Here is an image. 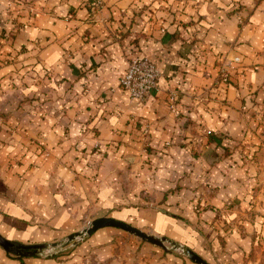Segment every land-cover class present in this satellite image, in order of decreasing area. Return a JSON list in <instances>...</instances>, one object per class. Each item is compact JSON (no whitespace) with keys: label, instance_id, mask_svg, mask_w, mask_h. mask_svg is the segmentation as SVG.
<instances>
[{"label":"crops","instance_id":"obj_1","mask_svg":"<svg viewBox=\"0 0 264 264\" xmlns=\"http://www.w3.org/2000/svg\"><path fill=\"white\" fill-rule=\"evenodd\" d=\"M238 3L252 10L250 21L240 27L238 12L228 13ZM131 39L160 72L158 88L145 102L131 99L119 84ZM230 50L256 69L233 73V84L219 87L214 95L224 102L213 99L199 105L197 118L204 133L220 130L239 137L244 122L238 92L256 88L264 78V0H0V113L11 114L0 118V235L24 244L55 242L96 213L191 245L194 229L172 214L186 208L189 195L182 194L186 189L167 193L178 148L150 155L156 165L155 188L150 189L157 201L165 192L160 206L170 212L121 202L127 180L140 170L135 164L127 169L124 158L140 153L143 122L150 124L152 143L183 140L173 137L179 126L168 109L169 91L178 90L183 111L190 93L212 87L215 56ZM51 81L59 88L57 98L42 103L29 99H45ZM67 87L71 100L64 105L59 96ZM31 137H40L51 148L53 162L30 165L40 158L31 148L26 151ZM94 141L101 146L118 143L119 149L102 156L85 153L80 159L75 144H85L88 152ZM95 156L101 157L97 177L88 179L82 168ZM214 184L206 189L213 192L204 195L207 204L220 207L239 198L237 181L223 184L216 179ZM203 190L200 186L197 192ZM121 203L125 206H117ZM185 215L192 222L198 218L193 211ZM200 216L211 218L210 211ZM106 228L73 250L90 249L108 233ZM0 264L62 263L40 255L16 256L0 246Z\"/></svg>","mask_w":264,"mask_h":264},{"label":"rangeland","instance_id":"obj_2","mask_svg":"<svg viewBox=\"0 0 264 264\" xmlns=\"http://www.w3.org/2000/svg\"><path fill=\"white\" fill-rule=\"evenodd\" d=\"M257 1L259 0H254V4ZM239 3L228 13L232 15L238 12L237 19L240 27L250 21L249 16L252 10L248 6L245 8V5ZM128 48L130 51L128 62L135 56H143L139 53L136 39L130 40ZM232 51L215 56L214 68L216 69V75L212 81V87L209 90L205 89L201 92L194 90L193 93H190L189 103L185 105L183 111L178 107V90L172 89L169 91L167 98L168 109L179 126L177 133H174L173 137L178 139L181 137L183 140L180 138L181 141L177 142L172 139L162 145L155 142L152 143L149 122L140 124L143 135L138 147L140 153H128L124 160L127 169H130L135 164L141 171L139 169L136 170L138 172H134V177H131L132 180H127L126 187L123 189L125 196L121 202L127 199L128 202L131 201L135 206L168 211L169 209L162 207L163 205L160 206L166 199L165 192L162 198L157 201L156 192L150 189L154 187L152 185V177L156 169L155 160L150 158V155L155 151L163 153L165 152L163 149L171 146L176 147L180 151V155L173 160L174 162H171L170 170L175 172V174L169 171L173 178H168L171 187H169L170 189L167 193L171 194L180 189H186L182 193L189 195L187 203L184 204L186 208L172 214L174 217L180 218L189 224L194 229L196 238L191 242V245L180 243L173 238H165L191 249L208 264H264V163L262 160V157L264 158V78L256 88L251 89L248 87L245 88V91L241 89L238 92L237 97L242 104L241 112L244 122L239 137L231 135L230 132L220 130L209 134L204 133L197 118V107L199 105L207 106L209 101L213 99L221 101L219 97L214 95L218 94L217 90L219 87L229 86L230 83L233 84V73H244L248 69H256L255 64L246 63L241 54L233 53ZM236 56L239 57V61L233 60ZM45 75L47 76V73ZM48 78L51 79L50 77ZM47 87L45 99L40 100L39 95L32 96L29 99L40 103L53 101L59 95L57 83L55 86L54 82L51 81L47 84ZM212 88L214 90L211 91ZM69 90L70 87H67L64 93L63 91L60 93L62 95L59 97H61L64 105L71 100L67 94ZM84 91H82L83 94L85 93ZM10 115V112H3L0 113V118L7 119ZM68 128H65L64 133H68ZM81 129L83 131L85 127L82 126ZM95 133L97 134L96 131ZM204 136H206V141L203 139ZM28 145L26 151L31 148L40 157L31 161L30 165H39L40 161L50 159L51 148L40 137H31ZM74 148L80 154L78 157L83 159L85 153H97L96 156H102L108 149L116 151L119 149V144L106 143L105 146H101L100 142L94 141L88 152L87 146L83 143H76ZM31 156L34 158L33 155ZM96 156L94 159H86L87 163L85 165L87 168L85 166L82 168V171L85 170L84 176L88 179L97 177L95 169L99 168V158L101 157ZM53 161V158L49 160V162ZM91 168L93 170H89ZM233 169H235L234 176L231 175V170ZM133 178H136V180ZM216 179L218 183L223 184L237 181L239 198L226 200L220 207L210 203L207 204V199L204 198V195L207 197L213 195V192H210L208 187L211 184L215 185ZM200 186L204 188L201 194L197 192ZM128 194L131 196L130 199H128ZM203 200L205 201L203 202ZM123 205L125 206V203L117 206ZM190 205L191 209L189 210L188 206ZM192 211L198 216L197 220L193 222L185 215V212ZM203 211H210L211 218L209 220L200 216ZM223 214H226V216ZM96 215V213L91 214V216L89 214L87 218L82 219L78 230L74 232L83 230L95 218L108 217H97ZM106 227L108 233L100 236L98 243L92 245L88 250L73 249L79 247L95 231L78 239L75 244L69 242L62 248L48 247L40 256L54 258L61 261L62 264H198L184 254L181 248H174L168 241L164 242L166 247L164 249L159 245L142 240L140 237L123 229L111 226ZM142 231L151 234L149 231ZM65 240L66 236L55 242H63ZM196 250L201 253L199 254ZM237 250H247V252L245 251L244 255L239 253L236 256L233 253Z\"/></svg>","mask_w":264,"mask_h":264},{"label":"water","instance_id":"obj_3","mask_svg":"<svg viewBox=\"0 0 264 264\" xmlns=\"http://www.w3.org/2000/svg\"><path fill=\"white\" fill-rule=\"evenodd\" d=\"M111 226V227H117L120 229H123L129 233H132L138 237H140L142 240H145L147 242L159 245L166 248L164 245L165 241L170 242L171 246L174 248H181L184 254H186L190 259L195 261L198 264H208L205 260H203L200 256H198L195 252H193L191 249L182 246L181 244H178L174 241L168 240L164 236L157 237L152 234H147L140 230L139 228L120 221L116 220L112 217H99L93 219L86 228H84L81 231H77L74 233H71L66 236V240L63 242H53L50 244L47 243H36V244H24L12 240H8L0 235V246L8 253L14 254L16 256H32V255H40L43 253L44 250H46L48 247L52 248H62L65 245H67L69 242H73L74 244L78 239H81L85 235H90L94 231H96L99 228Z\"/></svg>","mask_w":264,"mask_h":264},{"label":"built area","instance_id":"obj_4","mask_svg":"<svg viewBox=\"0 0 264 264\" xmlns=\"http://www.w3.org/2000/svg\"><path fill=\"white\" fill-rule=\"evenodd\" d=\"M233 60L239 61V57ZM159 77L160 72L154 60L146 56H135L129 60L119 84L131 99L143 102L158 88Z\"/></svg>","mask_w":264,"mask_h":264}]
</instances>
